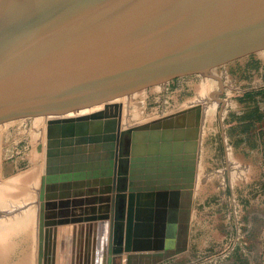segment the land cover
Instances as JSON below:
<instances>
[{
	"label": "water",
	"instance_id": "95a60500",
	"mask_svg": "<svg viewBox=\"0 0 264 264\" xmlns=\"http://www.w3.org/2000/svg\"><path fill=\"white\" fill-rule=\"evenodd\" d=\"M72 1L0 0V115L48 107L38 264L49 260L44 228L81 222H96L92 264L123 255L124 264H158L187 249L196 112L131 131L123 222L116 216L120 106L87 103L264 50V0Z\"/></svg>",
	"mask_w": 264,
	"mask_h": 264
},
{
	"label": "rangeland",
	"instance_id": "374dc122",
	"mask_svg": "<svg viewBox=\"0 0 264 264\" xmlns=\"http://www.w3.org/2000/svg\"><path fill=\"white\" fill-rule=\"evenodd\" d=\"M10 1L14 4L60 1L62 4L64 0ZM80 1L72 2L80 4ZM98 103L120 106L116 216L123 222L130 132L183 112H196L199 139L195 203L187 249L158 264H259L255 249L264 240V216H259L264 202L255 200L252 181L258 177V170L247 166L257 163L258 156L246 152L244 136L253 129L251 126L245 130L247 123L238 118L255 120L256 115L264 116V50L207 72L181 75L87 104ZM41 109L0 115V170L5 172L7 166L16 162V169H7L3 177L0 173V219L20 210L22 213L38 208L42 212L43 201L39 198L45 176L47 126L43 109L48 107ZM36 174L41 175L38 183H29L37 179ZM121 220L117 221L119 229ZM117 229L116 226L114 232ZM122 260L115 259L114 264H124Z\"/></svg>",
	"mask_w": 264,
	"mask_h": 264
},
{
	"label": "crops",
	"instance_id": "0c3cea01",
	"mask_svg": "<svg viewBox=\"0 0 264 264\" xmlns=\"http://www.w3.org/2000/svg\"><path fill=\"white\" fill-rule=\"evenodd\" d=\"M244 123H247L250 127L252 126L253 129V131H247L244 136L243 141L247 147L246 152L252 156H258L256 158L257 163L251 162L247 165L251 170H258V177L252 181L255 189V200L264 202V119L253 122L245 121ZM13 167L16 169V162L7 166L5 172H7V169L12 171ZM5 172H2L1 169L0 173L2 175H0L3 177ZM40 178L41 175L38 174L37 179L29 183H38ZM97 188L94 187V189ZM20 200L22 201V198ZM194 200L195 193L193 194L191 214L194 210ZM96 206L98 205L93 207L96 208ZM20 211L13 212L4 219H0V264H38L39 224L41 221L43 223V219H41L43 211L40 213L38 208L27 209L22 213ZM261 215L264 216V206L259 216ZM95 224L96 222H81L44 228V230L49 231L47 241L43 246V254L49 259L47 264H49V261L51 262L50 257L52 254L54 264H86L87 262L84 260L86 253L89 256L88 263L92 264L91 241ZM87 240L90 241V244H88L90 251L88 249L85 253ZM255 250V256H258L257 262L264 264V240ZM124 257L125 255L116 257L113 261L116 259L123 262L122 258Z\"/></svg>",
	"mask_w": 264,
	"mask_h": 264
},
{
	"label": "bare ground",
	"instance_id": "6f19581e",
	"mask_svg": "<svg viewBox=\"0 0 264 264\" xmlns=\"http://www.w3.org/2000/svg\"><path fill=\"white\" fill-rule=\"evenodd\" d=\"M99 104V103H98ZM113 104H116V103H113ZM108 105H111V104H108ZM118 105V104H117ZM97 110H99L98 109V107L97 108H94V109H91V110H84V111H80L78 114H76V116H80V117H82V116H86V114H89V113H91V112H96ZM73 116H75V115H73V114H71V115H67L66 117H73ZM199 116H201V112H200V115ZM198 120V119H197ZM197 120H196V123H198L197 122ZM46 121H47V116H46ZM131 133V132H130ZM120 140V139H119ZM119 148V147H118ZM118 148H117V150H118ZM46 154H47V138H46V146H45V171H46ZM128 155H129V146H128ZM44 193H43V197H44ZM46 203V201L45 200H43V206H44V204ZM8 214V213H7ZM6 214V215H7ZM11 214V213H10ZM9 215V214H8ZM108 231H109V228L107 229V233H108ZM107 237V236H106ZM107 243V242H106Z\"/></svg>",
	"mask_w": 264,
	"mask_h": 264
},
{
	"label": "trees",
	"instance_id": "16d2710c",
	"mask_svg": "<svg viewBox=\"0 0 264 264\" xmlns=\"http://www.w3.org/2000/svg\"><path fill=\"white\" fill-rule=\"evenodd\" d=\"M257 116V118H255V120L254 119H248V118H242V117H240V118H238V120L241 122V121H249V122H253V121H260V119H264V116H260V115H256ZM243 122V123H244ZM249 127H250V125H247L246 127H245V130H248L249 129ZM247 132V131H246Z\"/></svg>",
	"mask_w": 264,
	"mask_h": 264
}]
</instances>
